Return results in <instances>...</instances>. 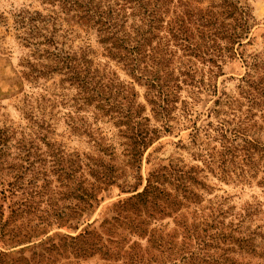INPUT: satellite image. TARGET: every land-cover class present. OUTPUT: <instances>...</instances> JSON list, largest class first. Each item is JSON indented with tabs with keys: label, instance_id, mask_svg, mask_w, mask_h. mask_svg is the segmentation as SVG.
I'll return each instance as SVG.
<instances>
[{
	"label": "rangeland",
	"instance_id": "rangeland-1",
	"mask_svg": "<svg viewBox=\"0 0 264 264\" xmlns=\"http://www.w3.org/2000/svg\"><path fill=\"white\" fill-rule=\"evenodd\" d=\"M235 1L252 8L242 59L204 65L190 29L193 56L171 49L163 62L175 78L210 83L216 96L183 84L162 119L136 84L129 122L84 104L63 72L42 68L51 60L30 58L15 15L46 16L49 5L0 0V130L9 136L0 156V264H264V156L247 143L264 146V95L254 104L243 82L263 83L244 61L264 57V0ZM63 30L65 53L89 48L96 67L117 73L121 86L132 82L106 65L94 36L65 22Z\"/></svg>",
	"mask_w": 264,
	"mask_h": 264
},
{
	"label": "trees",
	"instance_id": "trees-1",
	"mask_svg": "<svg viewBox=\"0 0 264 264\" xmlns=\"http://www.w3.org/2000/svg\"><path fill=\"white\" fill-rule=\"evenodd\" d=\"M204 1L43 0L51 7L50 14L45 16L39 12L21 10L15 15L16 29L20 32L23 46L31 49L30 58L51 60V66L42 65V68L50 69L52 73L63 72L66 83L76 86L84 104L99 102L97 108L105 110L106 114L117 112L130 122L136 113L131 105L134 102L128 98L137 97V84L147 88V102L156 114L166 119L175 107L183 84L196 87L198 95L212 93L216 96L210 83L175 78V73L163 63L171 49H180L193 56L190 29L199 33L204 45L195 58L204 65L218 69H221L218 60L224 63L233 57L242 59L237 47H243L244 41L249 40L252 11L249 4L242 5L235 0H211V4L204 9L193 6L194 3L201 5ZM170 8L176 12V17H171ZM177 10L182 11L177 14ZM167 17L170 19L166 23ZM63 22L70 27L77 25L88 40L94 36L102 48V57L109 60L106 65L114 63L132 82L127 83L128 86H121L117 73L96 67L89 48L81 49L79 56L65 53V42L61 38H66L60 33L70 31L63 30ZM163 29L168 34L161 38ZM163 39L166 43L162 42ZM170 54L173 60L176 52L171 51ZM251 60L244 61L246 67L255 73L261 70L263 75L260 80L263 83L254 82L252 77L243 79L248 88L255 92L252 94L255 104L257 98L264 95V57L252 56ZM28 66L35 67L30 63ZM40 74L44 76L45 73ZM223 103L229 104V101ZM221 104L215 102L216 106ZM213 112L217 113V110ZM8 141L7 132L0 130V156ZM247 143L264 156V146L259 148L251 141Z\"/></svg>",
	"mask_w": 264,
	"mask_h": 264
}]
</instances>
